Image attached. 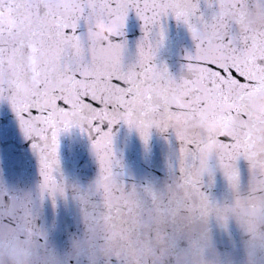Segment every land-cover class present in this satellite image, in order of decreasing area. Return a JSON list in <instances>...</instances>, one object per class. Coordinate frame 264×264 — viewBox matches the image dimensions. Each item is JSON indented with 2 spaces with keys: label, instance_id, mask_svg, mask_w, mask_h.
<instances>
[{
  "label": "snow or ice",
  "instance_id": "1",
  "mask_svg": "<svg viewBox=\"0 0 264 264\" xmlns=\"http://www.w3.org/2000/svg\"><path fill=\"white\" fill-rule=\"evenodd\" d=\"M203 2L215 8L210 18L199 14V0H0V10L7 8L17 25L9 28L0 17V99L9 102L33 141L40 189L49 196L59 191L50 176L58 163L59 133L70 127L90 131L103 186L101 204L86 213V222L97 242L108 238L117 221L124 230L130 218L134 224L152 223L168 211L165 204L152 211L158 192H137L114 182L110 128L118 121L135 128L146 142L150 128L170 129V116L190 125L209 115L220 118L224 136L205 139L187 128L174 130L180 142L177 175L193 198L205 202L202 190L197 191L198 177L210 158L227 163L225 175L236 186L235 161L242 157L249 164L250 192L264 196V119L250 118L264 94V0ZM254 9L258 21L250 15ZM130 11L142 22L144 35L135 63L125 65L119 38ZM169 14L186 25L196 42L179 78L152 63L164 39L161 17ZM101 21L112 29L107 39L95 32ZM5 224L20 232L32 228L23 204L0 206V231ZM129 259L123 252L114 261Z\"/></svg>",
  "mask_w": 264,
  "mask_h": 264
},
{
  "label": "water",
  "instance_id": "2",
  "mask_svg": "<svg viewBox=\"0 0 264 264\" xmlns=\"http://www.w3.org/2000/svg\"><path fill=\"white\" fill-rule=\"evenodd\" d=\"M214 11L199 0L198 12L205 19ZM250 15L259 20L255 9ZM0 17L5 26L17 27L7 8L0 10ZM99 25L110 31L101 33ZM160 26L164 39L152 63L179 78L196 42L186 25L171 14L161 17ZM94 29L103 39L112 32L102 21ZM143 35L142 22L130 11L119 38L125 65L135 63ZM211 54L220 55L218 51ZM250 118L264 119V94L258 96ZM168 119L170 129L150 128L146 142L123 121L110 128L114 182L137 192H158L152 211L165 204L167 214L152 223L134 224L130 218L124 230L117 221L108 238L97 242L86 222V213L101 204L98 193L103 186L90 131L70 127L59 133L58 163L50 173L59 191L49 196L40 189V163L33 141L26 138L9 102L0 99V206L23 204L32 227L20 232L3 226L0 264H115L114 258L123 252L130 257L126 264H264V196L250 192L248 162L242 157L235 161L238 184L233 186L225 175L227 163L211 157L198 177L197 191L202 190L205 202L193 198L177 175L180 142L174 130L187 128L189 134L215 138L227 134L224 122L214 115L191 125L183 117ZM147 198L151 202V196Z\"/></svg>",
  "mask_w": 264,
  "mask_h": 264
},
{
  "label": "clouds",
  "instance_id": "3",
  "mask_svg": "<svg viewBox=\"0 0 264 264\" xmlns=\"http://www.w3.org/2000/svg\"><path fill=\"white\" fill-rule=\"evenodd\" d=\"M3 15H4V17H5V20L8 21V13L5 11V12L3 13ZM98 28H99V30L101 31V33H103V32H107V31H110L109 29L103 27L102 25H99Z\"/></svg>",
  "mask_w": 264,
  "mask_h": 264
}]
</instances>
